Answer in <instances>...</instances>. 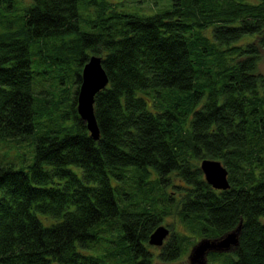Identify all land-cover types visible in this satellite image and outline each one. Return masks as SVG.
<instances>
[{
	"label": "trees",
	"instance_id": "1",
	"mask_svg": "<svg viewBox=\"0 0 264 264\" xmlns=\"http://www.w3.org/2000/svg\"><path fill=\"white\" fill-rule=\"evenodd\" d=\"M166 2L33 0L23 34L0 37V149L26 139L32 157L0 158V264L175 261L241 220L239 244L208 262L264 264V0ZM37 39L79 63L62 122L44 132ZM91 54L109 76L94 99L97 139L77 111ZM204 157L227 166L230 186L206 180ZM165 223L163 244L149 243Z\"/></svg>",
	"mask_w": 264,
	"mask_h": 264
},
{
	"label": "rangeland",
	"instance_id": "2",
	"mask_svg": "<svg viewBox=\"0 0 264 264\" xmlns=\"http://www.w3.org/2000/svg\"><path fill=\"white\" fill-rule=\"evenodd\" d=\"M113 4H116L119 0H110ZM128 10H137L135 7L141 9H153L156 7L155 1L159 2V5L167 0H124ZM33 0H0V37L6 39L16 36L18 33L23 34L24 19L27 8L32 4ZM168 3V2H166ZM157 11V10H156ZM206 33V31H204ZM44 45V46H42ZM42 50H41V49ZM31 52V69H32V89L35 96V108L37 110L35 114V122L42 124L40 129L42 132L46 128L55 125H59L61 111L68 104L74 90H75V76L79 68L78 60L74 59L68 61L64 59V53L56 55V59L53 60V52L46 44H43L42 40H34L30 46ZM262 57L258 63V71L264 74V50H262ZM49 102V105L44 100ZM59 116V120H58ZM9 143V142H7ZM21 143L18 146L7 147L0 149V158L3 156L12 158L15 154L25 157L26 160L31 161V151L27 150L24 143L28 141L21 140L16 141ZM20 158H18L19 160ZM171 216L166 218V221L170 220ZM165 221V220H164ZM163 221V222H164ZM165 221V222H166ZM166 224V223H165ZM184 224H177V229H182ZM185 228V227H184ZM110 239L112 233L106 234ZM108 239V240H109ZM107 240V241H108ZM106 240L100 241L96 246L88 247L89 252L99 253L101 250L109 246ZM153 246V245H152ZM155 250L154 254H157L158 247L153 246ZM191 249V248H190ZM190 251V250H189ZM188 253H183L179 260L175 261H161L156 258L155 264H192L189 262ZM207 264H211L208 262Z\"/></svg>",
	"mask_w": 264,
	"mask_h": 264
},
{
	"label": "water",
	"instance_id": "3",
	"mask_svg": "<svg viewBox=\"0 0 264 264\" xmlns=\"http://www.w3.org/2000/svg\"><path fill=\"white\" fill-rule=\"evenodd\" d=\"M103 56L91 54L82 68V80L78 89L77 111L86 123L91 135L99 138L100 131L95 114V95L105 88L109 83V76L102 63ZM206 180L215 188L226 189L230 186L228 168L220 159L204 157L200 162ZM242 220L229 231L214 236L202 237L197 240L189 251V262L192 264H207L210 251H229L239 244V233ZM170 228L166 224L158 225L150 234L149 243L162 245L164 239L170 233Z\"/></svg>",
	"mask_w": 264,
	"mask_h": 264
}]
</instances>
